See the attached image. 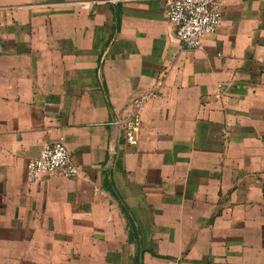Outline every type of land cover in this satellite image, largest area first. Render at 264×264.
<instances>
[{
	"label": "crops",
	"instance_id": "1",
	"mask_svg": "<svg viewBox=\"0 0 264 264\" xmlns=\"http://www.w3.org/2000/svg\"><path fill=\"white\" fill-rule=\"evenodd\" d=\"M218 4L188 48L165 0H0V264H264V0Z\"/></svg>",
	"mask_w": 264,
	"mask_h": 264
},
{
	"label": "built area",
	"instance_id": "2",
	"mask_svg": "<svg viewBox=\"0 0 264 264\" xmlns=\"http://www.w3.org/2000/svg\"><path fill=\"white\" fill-rule=\"evenodd\" d=\"M165 12L169 22L176 29V37L188 48H199L202 36L214 33L222 16L218 0H165ZM158 94V89L144 91L128 107L129 116L124 122L126 143H138L142 108ZM77 172L78 168L62 141L45 145L37 156L27 162V176L31 182L54 174L70 178Z\"/></svg>",
	"mask_w": 264,
	"mask_h": 264
}]
</instances>
